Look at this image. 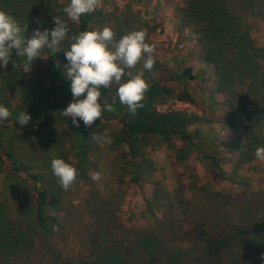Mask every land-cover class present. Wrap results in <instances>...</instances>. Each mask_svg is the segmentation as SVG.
<instances>
[{"label": "trees", "instance_id": "obj_1", "mask_svg": "<svg viewBox=\"0 0 264 264\" xmlns=\"http://www.w3.org/2000/svg\"><path fill=\"white\" fill-rule=\"evenodd\" d=\"M138 1L151 7V12L144 14L139 9L134 15L120 17L113 10L119 16L112 17L121 21L114 31V44L130 32L143 30L146 43L155 45L161 22L156 20L151 4H166L168 0ZM181 2L167 10L163 21L178 34L186 32L192 37L195 63L179 72L167 71L155 47L150 71L143 69V60L135 68L126 69L134 74L144 71L150 88L143 107L133 115L120 104L118 85L101 87V105L112 104L115 111L105 110L102 118L89 127L77 118L76 127L70 116L62 115L73 101L71 81L63 75L67 64L64 52L70 49L74 35L92 30L90 24L98 20L101 10L96 5L79 21H73L62 11L70 0H0V10L15 19L25 43L34 29H54L53 17L65 21L69 28L58 47L41 49L40 57L31 63L13 49L8 66L0 67V105L11 113L0 120V126L15 134L65 127L68 157L77 169L76 181L89 182L98 169L92 126L101 120L110 122L108 147L116 154L121 183L128 193H141L143 197L141 207L130 209L127 216L121 207L107 206L101 212H92L79 225L56 203L49 176L0 139L1 167L11 177L25 175L32 182L29 202L33 209L32 218L17 233L9 229L2 232L7 226L0 219V264H264V208L258 200L244 196L250 184L240 173L255 159L256 148L264 147V48L255 44L237 13L253 8L257 0ZM29 64L36 68L33 77L44 84L48 109L41 121L22 126L11 116L26 110L22 94L28 85ZM168 101L194 105L204 116L172 108L159 111L158 105ZM204 122L217 123L224 131L220 151L206 152L196 147L191 130ZM175 141L180 143L175 150L180 172L169 191L161 183L143 178L142 163L144 148L150 142L171 145ZM222 151L235 154L226 161ZM224 164H230L229 171ZM200 167L236 191L228 194L210 190L212 181L200 177ZM193 191L207 200L208 209L188 196ZM60 238H73L79 243L76 259L59 253L53 241Z\"/></svg>", "mask_w": 264, "mask_h": 264}, {"label": "rangeland", "instance_id": "obj_2", "mask_svg": "<svg viewBox=\"0 0 264 264\" xmlns=\"http://www.w3.org/2000/svg\"><path fill=\"white\" fill-rule=\"evenodd\" d=\"M180 3L182 4L181 0H168L166 4H151L156 14V20L160 19L159 22H161V25L157 29L158 37L154 41L156 54L167 71L179 72L184 67L192 66L196 61V57L193 54L192 37L187 36L186 32L178 34V32H175V29H172V25L163 21L167 10L173 9ZM97 6V9L101 10V16L98 17L97 21L91 22L92 30H100L107 26L115 31V28L120 25L121 21L112 17V15L119 16L113 10L118 11L121 14L120 17H126L130 14L134 15L139 9L144 14L151 12L149 10L151 7L140 3L138 0H97ZM237 13L240 15L244 28L250 33L255 44L264 48V0H257L253 8L241 10L240 13ZM150 18L149 16L147 20H151ZM129 19L132 21L133 17ZM159 32L161 33L158 35ZM35 70L36 68L32 64L26 66L27 74L29 73V77L28 75L26 76L28 77L26 80L28 85L22 94V100L26 104L25 112L31 117L29 122L41 121L48 109L47 100L42 90L44 84L41 80L33 77ZM163 73L165 72L163 71ZM0 75H2L1 69ZM158 75L160 74H155V76ZM168 108L188 114H197L200 117L204 116L199 109L188 103L168 101L164 105H158L159 111H165ZM19 114L11 116L12 119L18 120ZM111 125L110 122L101 120L92 126V134L98 137V139H93V153L98 166L97 172L100 173L101 179L89 182L75 181L68 190H64L60 186L58 178L53 175L51 169V161L54 158H61L66 163H72L71 158L68 157L65 127L60 126L15 134L11 129L0 126V139L5 144L13 145L18 155L29 160L37 171L45 172L49 176L56 203H60L67 209L74 216V219L79 221V225H81V221L83 222L85 218H88L89 215L91 216L92 212L93 214L97 211L101 212L107 206L121 207L125 211V216L128 215L130 209L134 210L141 207L142 194L128 193V190L120 180L116 154L109 149V143L104 142V138L109 137L111 133ZM191 131L197 144L196 147L201 151H220V142L225 137V133L220 125L204 122L194 127ZM179 146L180 143L178 141L173 142L171 145L150 142L144 148V161L142 163L143 178L147 182H159L171 191L177 181L176 175L180 172L175 162V150ZM221 153V156L226 161L227 158L235 154L225 151ZM1 161L2 154L0 153V219L7 226L5 230L1 229V231L7 233L9 229L12 233H17L20 227L23 228L33 216V209L29 202L32 182L25 175L9 176L2 169ZM223 167L227 171L231 168L230 164H224ZM199 171L201 173L200 177L203 180L212 181L210 190L228 194L236 191L217 182L215 177L212 178V174H206L205 167H200ZM240 173L250 184L244 196L258 200L264 208V160L255 157L250 164L243 167ZM198 193L193 191L188 193V196H193L197 205L205 208V210L208 209L210 204ZM101 206L103 208H100ZM53 242H55V247L59 253L65 258H77L80 245L73 238H60Z\"/></svg>", "mask_w": 264, "mask_h": 264}, {"label": "clouds", "instance_id": "obj_3", "mask_svg": "<svg viewBox=\"0 0 264 264\" xmlns=\"http://www.w3.org/2000/svg\"><path fill=\"white\" fill-rule=\"evenodd\" d=\"M96 5L97 0H70L62 11L71 20L79 21L82 15L93 11ZM53 20L54 29L50 32L47 29H34L32 37L25 43L15 19L0 10V67L8 66L13 49L17 55L25 56L31 63L40 57L41 49L58 47L65 40L69 28L59 17H53ZM37 23L39 24V21ZM114 36V31L107 26L100 30L83 31L72 37L70 49L64 52L67 64L63 67V75L71 81L73 101L63 109L62 115L70 116L72 124L76 127H79L77 118L83 121L85 127H89L102 118L105 110L115 111L112 104L101 105V87L110 89L113 84L118 85L116 95L119 102L133 115L138 108L143 107L142 101L150 88L144 79V71L134 74L131 71L126 72V69L135 68L143 60V69L150 71L155 63V45L146 43V33L143 30L130 32L115 44ZM13 66H16L14 61ZM125 76L128 78L122 82ZM10 115L8 108L0 105V120H6ZM30 119V115L25 111L18 116V122L22 126L28 125ZM92 139L98 137L93 134ZM104 142L110 144L111 139L105 137ZM255 156L264 160V147H257ZM51 169L64 190H68L76 181L77 169L61 158L52 159ZM91 178L98 181L101 175L95 172Z\"/></svg>", "mask_w": 264, "mask_h": 264}]
</instances>
